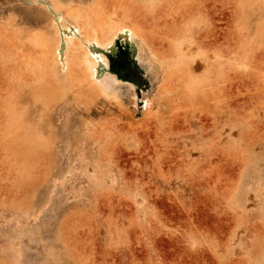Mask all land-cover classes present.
<instances>
[{"label":"rangeland","instance_id":"1","mask_svg":"<svg viewBox=\"0 0 264 264\" xmlns=\"http://www.w3.org/2000/svg\"><path fill=\"white\" fill-rule=\"evenodd\" d=\"M56 13L148 59L92 90ZM0 264H264V0H0Z\"/></svg>","mask_w":264,"mask_h":264},{"label":"bare ground","instance_id":"2","mask_svg":"<svg viewBox=\"0 0 264 264\" xmlns=\"http://www.w3.org/2000/svg\"><path fill=\"white\" fill-rule=\"evenodd\" d=\"M53 21H54V25L56 27L55 30L58 34V42H57V46H56V55H57L58 60L61 63L62 68H65L66 49H67L68 45L72 42L77 44V42L79 43V40H82L85 51H84V55L81 57L82 60L80 62V65L82 67L81 76L84 79V81L87 83L86 84L87 87L92 89V90L97 89V90L101 91L102 93H104V88H103L105 85L104 76H105V73L107 71H109V69H108V58H107L105 53L114 47V44H115V41L117 38H120L121 41L125 44V46L127 48H129L134 54H136L140 60L145 61L148 59L147 55H145L144 53H142L140 51L139 44H141V39H140V36L137 34V30L132 26L125 25L124 23L118 24L116 21H113V20H110L109 22L104 23L103 27L100 26L99 31H98V28H89L81 20H78L79 21L78 25H73L70 23H68L67 25H64V23H63L64 17L59 13L58 14L56 13L54 15ZM193 27H192V29H193ZM177 31L179 32V30H177ZM197 31H195V32H197ZM193 36H194V34H193ZM172 38H174V37H172ZM39 39L40 38H38V37H32V38L28 39V41L37 43V42H39ZM169 40H170V38H169ZM169 40H168V43H171V44H167L168 50L172 49V51H171L172 52V58L174 57V60L183 62V65L181 67H178V70H182V73L184 72L185 75L187 74L186 80L188 77H189V79H191L192 77H194V75L196 73H199L200 71H203L205 69L202 67L203 70H200V67L203 63L202 61L204 60V58H201L199 56L197 58L192 54L194 49H195L194 46H191V47L189 46L190 49H187L181 40H178V39L170 40V41ZM195 42H196V39H195ZM197 43H198V45L200 44L199 42H196V45H197ZM96 49H98L99 51H96ZM198 49H199V46H198ZM200 49H202V48H200ZM151 51H153V50H151ZM199 52L201 53L200 50H199ZM203 54H204V52H203ZM203 54L201 56H203ZM207 54H209V53H207ZM207 54H205V55H207ZM212 55H213V53H212ZM71 57L75 59V57H77V55L72 54ZM156 57H158L157 54H156ZM210 57L211 56H209L208 58H210ZM213 57H214V55H213ZM205 58H207V57H205ZM78 59H80L79 56H78ZM207 62H208V60H207ZM214 62L216 63V61L213 60V62L210 63L209 65L212 64V66H214L215 65V64H213ZM204 65H207V64H204ZM210 69H211V67H210ZM205 71H208V70L205 69ZM211 72H212V70H211ZM203 73H206V72L203 71ZM209 73H210V70H209ZM203 75L206 76L205 74H203ZM210 75H211V73L209 74V76ZM207 76H208V74H207ZM115 80H117V79H115ZM169 80H171V79H169ZM211 83H209V84H211ZM162 88H164V87H162ZM166 89H168V88H166ZM239 92L240 91H238L237 93H239ZM229 100H231V99H229ZM240 104H242V103H240ZM193 126H195V125H193ZM200 127L203 128V125L200 124ZM185 128H184V130H185Z\"/></svg>","mask_w":264,"mask_h":264},{"label":"flooded vegetation","instance_id":"3","mask_svg":"<svg viewBox=\"0 0 264 264\" xmlns=\"http://www.w3.org/2000/svg\"><path fill=\"white\" fill-rule=\"evenodd\" d=\"M124 61L125 60L123 58H119V59L112 58L110 61V67L113 70V72H115L116 74L124 73L125 68L127 66ZM125 78L132 80V77H130L129 75H127Z\"/></svg>","mask_w":264,"mask_h":264},{"label":"water","instance_id":"4","mask_svg":"<svg viewBox=\"0 0 264 264\" xmlns=\"http://www.w3.org/2000/svg\"><path fill=\"white\" fill-rule=\"evenodd\" d=\"M113 72V71H112Z\"/></svg>","mask_w":264,"mask_h":264}]
</instances>
